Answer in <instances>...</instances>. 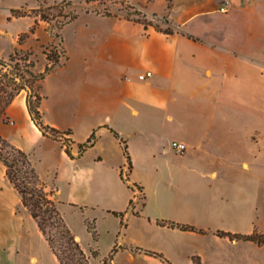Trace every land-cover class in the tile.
I'll return each instance as SVG.
<instances>
[{"label": "crops", "instance_id": "obj_1", "mask_svg": "<svg viewBox=\"0 0 264 264\" xmlns=\"http://www.w3.org/2000/svg\"><path fill=\"white\" fill-rule=\"evenodd\" d=\"M129 1L149 18L168 19L174 31L94 10L60 30L65 56L42 80L40 110L72 156L36 126L25 89L6 106L0 134L29 152L67 225L86 252L98 247V258L117 244L113 264H165L137 247L170 264H194L193 256L201 264H264V244L215 233H250L241 226L253 223L264 192V0ZM33 38L53 39L43 23L20 46ZM37 56L44 69L45 54ZM146 71L151 76L139 78ZM33 72H41L36 60ZM93 130L95 141L81 150ZM113 130L126 142L130 170ZM173 140L185 150L177 152ZM128 183L142 187V198ZM124 210L121 228L112 211ZM92 219L97 240L85 224ZM0 264H60L1 161Z\"/></svg>", "mask_w": 264, "mask_h": 264}, {"label": "trees", "instance_id": "obj_2", "mask_svg": "<svg viewBox=\"0 0 264 264\" xmlns=\"http://www.w3.org/2000/svg\"><path fill=\"white\" fill-rule=\"evenodd\" d=\"M85 2H92L95 0H84ZM123 1V0H120ZM66 4H70V1H66ZM39 3L36 7H28L21 5L18 7H10L7 19L10 20L12 17L20 16H33L34 22L25 32H22L18 36V43L21 44L28 37L29 34L34 33L38 20L37 16H40L43 20H48L49 15L44 13V10ZM135 12L142 15L144 18L147 14L135 8ZM96 11V10H95ZM98 12V11H97ZM104 15H111L110 12H101ZM78 11H73L68 19L63 22L60 27L69 22L70 20L77 17ZM155 16V14H154ZM133 18V17H128ZM154 26L158 30H162L166 33H172L174 29L170 25L168 19H164L166 28H159L157 25L147 21L146 19L133 18ZM189 37L196 38L193 35H188ZM53 44H47L44 46L43 53L47 59V63L44 69L39 72H33V67L35 64V59L31 58L33 54L29 50H22L21 48H16L8 55L5 59L0 57V118L5 115L6 106L12 100L16 93L22 89L27 90V108L31 115L32 120L35 122L36 126L42 131L43 134L51 136L53 138L62 140L65 143V151L72 156V153L68 147V141L63 137V133L48 124H45L42 120V112L40 110V103L43 98L41 93L42 80L54 66L59 64L61 57L57 51L54 49ZM23 52V55L19 54ZM63 56H65V50L63 49ZM116 137L119 138L122 145L127 166L130 170L132 167L129 153L127 151L125 140L120 137L119 133L114 131ZM70 133V131L68 132ZM96 130H93L87 140L80 144V149L83 150L90 145L96 139ZM0 161L5 166V174L9 182L14 186L21 196L23 205L29 210L32 217L36 220L37 225L44 237L46 238L49 246L51 247L53 253L56 255L60 264H91L90 256L97 257L99 255L98 247L91 248L89 252H86L79 241L77 240L75 234L72 232L70 227L67 225L62 213L57 207V202L53 199V191L46 188L45 182L39 176L34 162L31 158L29 152L17 147L11 143L7 138L0 134ZM121 177L128 181L129 177L121 174ZM129 187L136 188L139 191L142 187L136 185L135 183H128ZM133 206V198L129 201V207ZM124 211H112L113 214L120 218L121 228L126 227V222L124 220ZM160 225H167L172 227H178L182 230L197 231L200 233L206 232L205 229L199 228L193 224L181 223L172 220L157 219L156 221ZM86 228L91 233L94 240L98 239V233L95 228L94 220H85ZM215 233L219 236L228 237L230 240H249L254 241L257 244H264V234L253 229L250 233H240L232 232L229 230L216 229ZM118 249V245L115 244L109 253L102 259L104 264H113L114 254ZM139 250H143L145 253L159 257L165 264H170V262L159 252L142 249L137 247ZM194 264H201L196 256L192 257Z\"/></svg>", "mask_w": 264, "mask_h": 264}, {"label": "rangeland", "instance_id": "obj_3", "mask_svg": "<svg viewBox=\"0 0 264 264\" xmlns=\"http://www.w3.org/2000/svg\"><path fill=\"white\" fill-rule=\"evenodd\" d=\"M66 1H70L71 3L66 4ZM39 3L42 4L41 6L44 10V13L49 15V19L43 20L40 18V16H37L36 18L38 20V24L43 23L44 27L52 35L53 39L51 44L54 45V49L60 56H63L60 27L63 22L68 19L69 15L73 11H78L79 13L83 10H96L98 12L106 11L112 14L124 15L126 17L146 19L147 21H150L151 23L157 25L162 29L167 27L163 21H159L155 18L149 17L144 18L142 15L136 13L134 8L130 5H133L135 8L140 10L141 8L138 5L130 2L129 0H95L88 3L84 0H0V57L7 59L8 54L10 52H13V50L16 48L29 50L33 53L31 55V58L36 60V69L41 68L42 71L43 59L41 58V56L36 57V55L40 52L43 53L44 46L47 44L41 43L38 38H33L29 47L27 46L26 48H22L20 44L16 45V39H18V36L22 33H19L16 38L17 31L26 28L27 24L32 20V17L24 16L23 18L16 19L13 22L6 20V15L8 14L10 7H18L21 5L36 7ZM31 34H29L28 37H31ZM27 38L24 41H26ZM19 54L23 55V52H19ZM137 194L142 198L141 191H137ZM156 208V204L150 200L148 210H155ZM254 217L255 219L254 221H252L253 223H244L241 226V229L251 230V232L253 231V229H256L257 231L264 234V192L261 193L258 198V202L254 210ZM124 220L127 224V220L125 217ZM134 225L135 224H133L132 222V227L130 230V234L132 237L136 235V233L134 232ZM105 241L106 238L104 237L103 243H105ZM260 253L262 254L263 251L260 250ZM90 262L91 264H104L101 258L92 256H90Z\"/></svg>", "mask_w": 264, "mask_h": 264}, {"label": "built area", "instance_id": "obj_4", "mask_svg": "<svg viewBox=\"0 0 264 264\" xmlns=\"http://www.w3.org/2000/svg\"><path fill=\"white\" fill-rule=\"evenodd\" d=\"M221 9L224 10L225 9V5H223L221 7ZM151 74H152L151 71H146L144 73H140L139 74V78L144 79V78H147V77L151 76ZM172 146L177 152H182V151L185 150V144L183 142H181V141H178V140H173L172 141Z\"/></svg>", "mask_w": 264, "mask_h": 264}]
</instances>
